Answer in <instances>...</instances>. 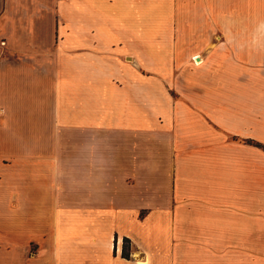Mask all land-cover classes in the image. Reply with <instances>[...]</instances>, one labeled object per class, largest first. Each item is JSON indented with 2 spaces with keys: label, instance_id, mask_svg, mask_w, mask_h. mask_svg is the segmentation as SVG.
Returning <instances> with one entry per match:
<instances>
[{
  "label": "crops",
  "instance_id": "crops-1",
  "mask_svg": "<svg viewBox=\"0 0 264 264\" xmlns=\"http://www.w3.org/2000/svg\"><path fill=\"white\" fill-rule=\"evenodd\" d=\"M230 29L264 0H0V264H264V76L175 77Z\"/></svg>",
  "mask_w": 264,
  "mask_h": 264
},
{
  "label": "rangeland",
  "instance_id": "rangeland-1",
  "mask_svg": "<svg viewBox=\"0 0 264 264\" xmlns=\"http://www.w3.org/2000/svg\"><path fill=\"white\" fill-rule=\"evenodd\" d=\"M235 2L239 4V0ZM177 33L183 43L177 47L175 77H179L182 86L190 88L193 69L202 72L213 55L216 61L211 67L214 70L231 69L233 77L243 81H254L252 75L255 73L264 76V29L181 30ZM193 51H198L203 57L197 65L189 59ZM177 242L190 246V238L178 239Z\"/></svg>",
  "mask_w": 264,
  "mask_h": 264
},
{
  "label": "bare ground",
  "instance_id": "bare-ground-1",
  "mask_svg": "<svg viewBox=\"0 0 264 264\" xmlns=\"http://www.w3.org/2000/svg\"><path fill=\"white\" fill-rule=\"evenodd\" d=\"M195 60H196V61H195L196 63H200V62H202V60H200V59H198L199 61H198L197 59H195Z\"/></svg>",
  "mask_w": 264,
  "mask_h": 264
}]
</instances>
